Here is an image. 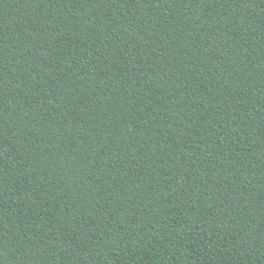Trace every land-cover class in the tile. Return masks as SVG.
<instances>
[{
  "label": "trees",
  "instance_id": "1",
  "mask_svg": "<svg viewBox=\"0 0 264 264\" xmlns=\"http://www.w3.org/2000/svg\"><path fill=\"white\" fill-rule=\"evenodd\" d=\"M0 264H264V0H0Z\"/></svg>",
  "mask_w": 264,
  "mask_h": 264
}]
</instances>
